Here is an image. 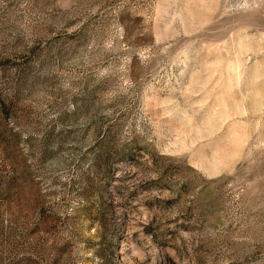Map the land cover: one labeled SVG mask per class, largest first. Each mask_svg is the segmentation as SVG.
Masks as SVG:
<instances>
[{
	"label": "rangeland",
	"instance_id": "rangeland-1",
	"mask_svg": "<svg viewBox=\"0 0 264 264\" xmlns=\"http://www.w3.org/2000/svg\"><path fill=\"white\" fill-rule=\"evenodd\" d=\"M0 264H264V0H0Z\"/></svg>",
	"mask_w": 264,
	"mask_h": 264
}]
</instances>
